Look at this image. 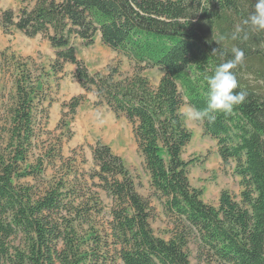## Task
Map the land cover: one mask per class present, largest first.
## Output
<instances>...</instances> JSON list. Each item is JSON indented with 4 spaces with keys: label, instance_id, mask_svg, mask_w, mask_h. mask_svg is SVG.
<instances>
[{
    "label": "trees",
    "instance_id": "16d2710c",
    "mask_svg": "<svg viewBox=\"0 0 264 264\" xmlns=\"http://www.w3.org/2000/svg\"><path fill=\"white\" fill-rule=\"evenodd\" d=\"M255 2L34 0L16 15L1 12L5 33L15 28L48 42L54 75L65 64L75 67L83 94L63 103V110L74 114L93 94L94 106L124 115L149 188L172 225L168 240L153 235L148 201L108 146L90 148L94 168L87 172L56 147L39 146L46 74L33 70L29 59L0 52L1 68L13 75V93L1 108L0 264H190V245L202 264H264V33L231 39ZM96 34L134 64L133 74L116 79L114 69L106 75L88 71L71 41L89 47ZM233 47L244 51L233 72L235 91H245L247 99L232 113L201 123L222 163H234L241 191L238 199L222 191L211 206L189 182L196 159H182L192 134L181 107H206L205 77L232 58ZM218 48L224 56L212 54ZM145 69L162 73L156 86L142 75Z\"/></svg>",
    "mask_w": 264,
    "mask_h": 264
},
{
    "label": "rangeland",
    "instance_id": "374dc122",
    "mask_svg": "<svg viewBox=\"0 0 264 264\" xmlns=\"http://www.w3.org/2000/svg\"><path fill=\"white\" fill-rule=\"evenodd\" d=\"M33 5L34 0H0V14L10 9L16 15L20 8L30 9ZM71 44L77 57L84 62L90 73L106 75L114 69L117 71L116 79H119L133 74L136 70L134 64L125 56L105 47L99 34L95 35L93 44L89 47L74 38ZM0 52H7V57L14 55L17 59H29L33 70L46 74L43 77V89L47 118L42 120L37 131L39 143H42L39 146L56 147L65 160H74L76 167L83 172L94 168L90 148L96 143L108 146L113 154L123 160L138 194L148 201L152 213L149 226L153 235L168 240L172 222L164 213L161 202L149 188L132 126L124 115H116L105 106H94L93 94L86 95V100L74 114L63 110V103H68L72 98L83 94V91L73 78L74 66L65 64L61 74L52 73L50 65L54 61V50L41 36L27 38L15 28H10L8 33L0 28ZM11 73L0 66V125L3 121L1 108L13 93ZM142 75L152 86H156L162 73L157 69H145ZM184 106L186 105L181 109ZM185 126L191 132L192 138L184 149L182 159H196L188 169L191 187L201 189L203 202L211 206H217L222 191H227L238 199L241 185L240 178L234 174V163H222L215 141L204 134L201 122L195 126L185 123ZM52 173V170L48 171V175ZM22 182L33 183L32 180ZM101 196L104 205H108L105 195ZM187 254L190 264H202L196 260L194 245L189 246Z\"/></svg>",
    "mask_w": 264,
    "mask_h": 264
},
{
    "label": "clouds",
    "instance_id": "9594fccd",
    "mask_svg": "<svg viewBox=\"0 0 264 264\" xmlns=\"http://www.w3.org/2000/svg\"><path fill=\"white\" fill-rule=\"evenodd\" d=\"M252 32L264 33V0H256L255 4H252L251 11L247 17L241 20L240 25L231 35V39H247ZM225 38L221 36L220 40ZM232 53L231 59L219 64L213 74L205 77L207 84L206 107L201 110L188 104L181 109L186 124L195 126L205 119L212 121L218 113L228 115L236 106L246 101L247 93L245 91H235L238 87V81L233 72V69L243 63L244 51L238 47H233ZM212 54H218L221 57L225 55L219 48L213 49Z\"/></svg>",
    "mask_w": 264,
    "mask_h": 264
}]
</instances>
